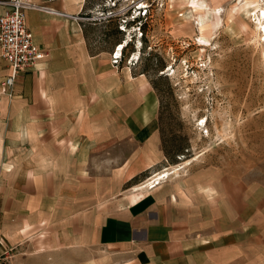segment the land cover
<instances>
[{
  "label": "crops",
  "instance_id": "0c3cea01",
  "mask_svg": "<svg viewBox=\"0 0 264 264\" xmlns=\"http://www.w3.org/2000/svg\"><path fill=\"white\" fill-rule=\"evenodd\" d=\"M33 1L88 16L102 0ZM26 25L47 56L20 74L11 101L0 100V256L38 244L50 264H264L263 223L245 207L214 216L166 182L132 193L133 179L165 157L155 88L111 65L117 21L27 10ZM8 74L0 59V81ZM130 138L152 141L161 158L143 151L97 166L104 145ZM52 252L73 256L57 262Z\"/></svg>",
  "mask_w": 264,
  "mask_h": 264
},
{
  "label": "rangeland",
  "instance_id": "374dc122",
  "mask_svg": "<svg viewBox=\"0 0 264 264\" xmlns=\"http://www.w3.org/2000/svg\"><path fill=\"white\" fill-rule=\"evenodd\" d=\"M149 1L143 35L135 31L132 38L135 56L111 65L155 87L156 131L165 160L152 141L130 138L104 145L106 159L98 151L102 145H94L93 152L102 154L95 156L96 164L117 166L128 153L155 154L160 162L133 179L139 188L133 194L150 190L142 186L150 173L168 168L160 183L172 184L198 208L210 207L214 216L226 209L233 217L245 207L251 221L263 223L264 234V36L257 21L264 0H193L192 9L191 0ZM130 5L131 0H119L117 7ZM121 14L130 19L137 10ZM12 91L0 100L11 101ZM43 249L32 244L4 252L0 264H50ZM70 256L52 252L57 262Z\"/></svg>",
  "mask_w": 264,
  "mask_h": 264
},
{
  "label": "built area",
  "instance_id": "2783aa9c",
  "mask_svg": "<svg viewBox=\"0 0 264 264\" xmlns=\"http://www.w3.org/2000/svg\"><path fill=\"white\" fill-rule=\"evenodd\" d=\"M109 2L111 6H108ZM5 5L6 10L0 15V59L6 61L9 66V74L3 79L0 85V97L5 95L11 97L13 94V87L20 76V74L28 70L30 67L36 66L44 57L47 52L40 49L34 42L30 29L26 25V11L27 10H44L52 14H59L62 16H69L75 20H104L108 18H119V28L125 32V37L122 43L116 45L111 52V63L117 65L121 62V52L123 43L130 41L134 37V32H137V37L143 35L142 32V18L148 13V8L151 5L149 0H131V5L128 7H117L119 0H106L103 2L105 10H100L98 6L95 12L88 16L82 15H68L62 11H56L53 8L45 6L44 4H37L33 0H8L1 2ZM137 14L131 15L130 19L124 16L123 13L134 8ZM124 10V11H123ZM127 22L131 23L130 27L125 25ZM133 34V35H132ZM128 59H132L131 54ZM160 179H147L142 183V186L153 188L159 184ZM147 182V183H146Z\"/></svg>",
  "mask_w": 264,
  "mask_h": 264
},
{
  "label": "bare ground",
  "instance_id": "6f19581e",
  "mask_svg": "<svg viewBox=\"0 0 264 264\" xmlns=\"http://www.w3.org/2000/svg\"><path fill=\"white\" fill-rule=\"evenodd\" d=\"M190 3H191V6L189 8L192 9V7H194V5H193L194 1L191 0ZM191 9H190V12H193V10H191ZM257 21H258V25H259V28L261 31V35L264 36V7H261V9L258 10ZM263 41H264V39H263ZM168 174H170V173L163 171V172L155 175V177L153 179H156V178L162 179L163 177H167Z\"/></svg>",
  "mask_w": 264,
  "mask_h": 264
},
{
  "label": "trees",
  "instance_id": "16d2710c",
  "mask_svg": "<svg viewBox=\"0 0 264 264\" xmlns=\"http://www.w3.org/2000/svg\"><path fill=\"white\" fill-rule=\"evenodd\" d=\"M105 0H102L101 2H99V3H97V5L95 6V8H97L98 6L100 7V10H105V7L104 6H102L103 5V2H104ZM109 19H115L116 21H117V24L119 25V18L118 17H116V18H108V19H104V20H109ZM104 20H101V22H104ZM89 21V20H88ZM90 21H98V20H90ZM100 22V21H99ZM117 25V26H118ZM125 25H127V27H130L131 26V23L130 22H127ZM145 28V25H143L142 26V29H144ZM122 42H123V40H124V37H125V32L124 31H122ZM121 42V43H122ZM124 45L122 46V52H121V57H122V59L123 58H125V56H124V52H125V50L129 47V46H132V48H134L133 47V41L132 42H130V41H127V42H125V43H123ZM155 88V87H154Z\"/></svg>",
  "mask_w": 264,
  "mask_h": 264
}]
</instances>
